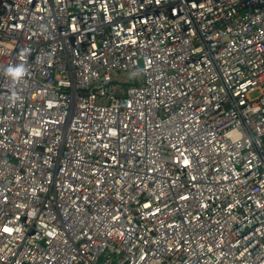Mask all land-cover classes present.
<instances>
[{
	"label": "built area",
	"instance_id": "2783aa9c",
	"mask_svg": "<svg viewBox=\"0 0 264 264\" xmlns=\"http://www.w3.org/2000/svg\"><path fill=\"white\" fill-rule=\"evenodd\" d=\"M0 264H264V0H1Z\"/></svg>",
	"mask_w": 264,
	"mask_h": 264
},
{
	"label": "clouds",
	"instance_id": "9594fccd",
	"mask_svg": "<svg viewBox=\"0 0 264 264\" xmlns=\"http://www.w3.org/2000/svg\"><path fill=\"white\" fill-rule=\"evenodd\" d=\"M11 71H12V74H13L14 76H18V75L21 74L22 69H16V70H11Z\"/></svg>",
	"mask_w": 264,
	"mask_h": 264
},
{
	"label": "rangeland",
	"instance_id": "374dc122",
	"mask_svg": "<svg viewBox=\"0 0 264 264\" xmlns=\"http://www.w3.org/2000/svg\"><path fill=\"white\" fill-rule=\"evenodd\" d=\"M118 77L121 79V80H123V79H125V78H129V74L128 73H121L120 75H118Z\"/></svg>",
	"mask_w": 264,
	"mask_h": 264
},
{
	"label": "trees",
	"instance_id": "16d2710c",
	"mask_svg": "<svg viewBox=\"0 0 264 264\" xmlns=\"http://www.w3.org/2000/svg\"><path fill=\"white\" fill-rule=\"evenodd\" d=\"M125 85H129V83L124 84V86H125Z\"/></svg>",
	"mask_w": 264,
	"mask_h": 264
},
{
	"label": "water",
	"instance_id": "95a60500",
	"mask_svg": "<svg viewBox=\"0 0 264 264\" xmlns=\"http://www.w3.org/2000/svg\"><path fill=\"white\" fill-rule=\"evenodd\" d=\"M0 4H1V0H0Z\"/></svg>",
	"mask_w": 264,
	"mask_h": 264
}]
</instances>
